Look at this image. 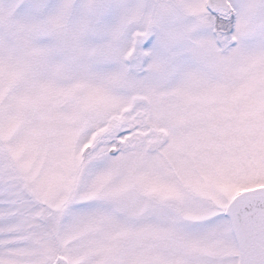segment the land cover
I'll list each match as a JSON object with an SVG mask.
<instances>
[{"label": "snow or ice", "instance_id": "obj_1", "mask_svg": "<svg viewBox=\"0 0 264 264\" xmlns=\"http://www.w3.org/2000/svg\"><path fill=\"white\" fill-rule=\"evenodd\" d=\"M0 264H264V0H0Z\"/></svg>", "mask_w": 264, "mask_h": 264}]
</instances>
